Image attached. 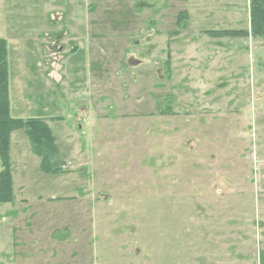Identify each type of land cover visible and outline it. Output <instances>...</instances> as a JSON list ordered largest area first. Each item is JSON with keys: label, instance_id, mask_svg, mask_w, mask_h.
Instances as JSON below:
<instances>
[{"label": "rangeland", "instance_id": "374dc122", "mask_svg": "<svg viewBox=\"0 0 264 264\" xmlns=\"http://www.w3.org/2000/svg\"><path fill=\"white\" fill-rule=\"evenodd\" d=\"M250 2L0 0L15 117L47 124L61 171L10 134L0 213L26 221L0 264H40L35 211L53 264H264V38L207 35L249 31Z\"/></svg>", "mask_w": 264, "mask_h": 264}, {"label": "trees", "instance_id": "16d2710c", "mask_svg": "<svg viewBox=\"0 0 264 264\" xmlns=\"http://www.w3.org/2000/svg\"><path fill=\"white\" fill-rule=\"evenodd\" d=\"M249 28V31H209L207 35L212 38H221L246 37L252 34L254 38H264V0H251ZM7 56V42L0 39V203H9L13 199L9 145L10 134L14 130H25L33 152L40 158V168L43 172L53 174L61 172L59 168H53L51 165L52 159L58 154V148L47 124L39 119L23 120L11 117Z\"/></svg>", "mask_w": 264, "mask_h": 264}, {"label": "crops", "instance_id": "0c3cea01", "mask_svg": "<svg viewBox=\"0 0 264 264\" xmlns=\"http://www.w3.org/2000/svg\"><path fill=\"white\" fill-rule=\"evenodd\" d=\"M60 36H63V34H60V33L57 34V37H60ZM81 36H80V38H81ZM84 36L87 39V36L88 35H84ZM80 38H79V40H80ZM94 38L95 37H93V39ZM0 39H3V40H5L7 42L6 37L3 36V34H1V31H0ZM7 50H8V42H7ZM7 58H8V56H7ZM47 61H49V60H47ZM8 69H9V65H8ZM46 77L49 79V76H47V74H46ZM61 78L65 79V80L68 79L67 76L66 77L63 76ZM50 81H53V79L51 77H50ZM70 93L65 94V95L66 96H68V95H71V96L74 95V96H76V95L79 94V92H76V91L73 92V93H71V94ZM73 97L71 99L72 101H73ZM9 102H10V114H11V117L16 118L17 115L15 113H18L19 108H20V103H17L18 101H16V103L13 104L12 97L10 95V91H9ZM88 109H89V111L91 113V110L93 109V106H89ZM88 109H85V111L86 110L88 111ZM18 117H20V116H18ZM57 118H59V117H54L52 120H55ZM257 141H256L257 144L258 145H261V148H260L261 151L260 150H257L256 151V158H257V156H260V153L261 152L263 153V150H264V137H257ZM262 171H264V165L262 167ZM40 200H41V198H40ZM25 202L26 201L24 200L23 203L25 204ZM9 208L10 209H8L7 211H4V212L0 213V221H5L6 222V220H7V224H8L7 227L0 226V231H3V237H0V244L5 246L6 241H7L8 242V245L10 247V245L12 244V233H13L12 223H13V220H15V223H18V222H20L22 220H24V222H25L26 221V216L24 214L26 212L24 210L22 213H20L19 215L15 216V218H13L12 206L9 207ZM33 216H35V220L33 221L34 222V229H35V238L36 239H39L40 238V241H41V244H42L39 249H37L36 246H35V248L38 251H40V253L35 252V255H39L40 256V264H53L52 260H50L51 257H49V255H51V249H52L51 246L54 244V240H53V232L54 231H51V230L54 229L55 225L54 226H51L50 225V221L51 220H47V221H44V222H40L39 218H37V217L40 216V212L39 211H35V215H33ZM46 217H48V215H46ZM50 217H56V215L55 214L54 215H50ZM263 224H264V221H263ZM66 228H69V227H65V229ZM7 231H8V238H7V236L5 237V232L7 233ZM24 231L27 232V233H29V231L27 230V227H26V230H24ZM261 232H263V230ZM63 239H65V238L62 237V238L59 239V241L55 240V242H59L60 243V240H61L62 241L61 243L62 244H65L66 242H64L65 240H63ZM52 247L54 248V246H52ZM0 249H1V247H0ZM65 251H66V246H65ZM41 255H43V256H41ZM261 256H263V255H260L259 256V260H260ZM65 259L66 258L63 257L61 260H59V259H57V260H59L61 264H65L64 263ZM66 260L71 261L72 259L68 258ZM209 264H211L210 261H209ZM218 264H221V263H218ZM222 264H224V263H222Z\"/></svg>", "mask_w": 264, "mask_h": 264}]
</instances>
